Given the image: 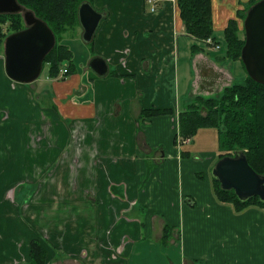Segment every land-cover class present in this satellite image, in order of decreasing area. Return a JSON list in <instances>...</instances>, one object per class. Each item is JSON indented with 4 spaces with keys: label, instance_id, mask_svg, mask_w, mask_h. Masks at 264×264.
I'll use <instances>...</instances> for the list:
<instances>
[{
    "label": "crops",
    "instance_id": "crops-1",
    "mask_svg": "<svg viewBox=\"0 0 264 264\" xmlns=\"http://www.w3.org/2000/svg\"><path fill=\"white\" fill-rule=\"evenodd\" d=\"M128 1L93 0L96 11H104L107 16L99 24L89 52L91 57L100 56L106 60L110 76L97 77L87 65L83 73L76 65L70 76L63 80L58 79L61 75L47 79L50 84L44 83L45 86L38 88V80L30 84L10 80L3 68L4 56L0 55V129L11 118V112L4 113L1 107L2 97L13 100V107L18 108L19 114L16 119L25 122L19 127L15 123L8 124L9 129L0 131V138L4 137L1 145L8 144L0 147V184L5 186L3 198L15 205L11 192L15 181L11 178L17 175V166L22 160L21 167L27 168L26 176H32L36 182L37 191L33 197L38 204L33 205L38 210L34 217L30 216V227L22 226L16 217L15 220L0 219V264L28 262L33 239L39 240L47 249L48 264H207L210 257L212 260L215 257L218 264H230L229 247L239 238L238 229L225 238L223 232H216V242L208 248L204 221L213 219L215 214H224L230 219L264 222V210L259 207H249L234 216L230 205L217 202L211 180L206 177V162L201 176H194L196 168L189 170L186 191L182 188L183 183L181 190L176 191L178 182H174L171 190L174 197L162 203L164 209L147 210L144 219L137 218L141 209L150 203H159L162 190V178H154L156 185L139 178L148 177L150 169H158L162 177H166L162 170L168 163L176 175L183 159L189 161L193 152H199L196 150L202 148L214 153L217 149V134L212 129L198 131L193 140L179 143L182 146L175 145L173 140L178 129L176 115L199 96V91H203L199 86L204 85L201 81L229 72L232 83L245 73L238 62L216 59L222 56L216 52L221 50L220 43L216 49L185 35L175 0H157L159 8L155 12H151L147 0ZM248 2L211 0V21L218 39H222L221 32L228 19L236 18L237 11L243 10ZM237 23L241 29L242 21L237 19ZM81 32L77 27L70 33L72 37L80 38ZM179 40L185 54L181 57L183 69L187 70L181 77L178 74ZM192 45L203 48V52L192 55ZM25 87L31 88L32 92L24 91ZM222 89L211 96L220 95ZM40 93L47 97L46 106L37 101ZM9 94L13 97L8 98ZM20 100L24 116L20 115ZM29 102H33V109L28 113L34 112V124L29 119L31 114L26 113ZM150 107L171 109L175 116L155 117L138 125L136 119L141 109ZM72 145V167L67 161L63 167L62 156ZM70 174L72 179H65ZM59 177L64 185L56 182ZM69 182L70 188H67ZM45 198L54 200L55 209L61 208V218H55V215L54 219L48 218L47 210L39 209ZM201 199L206 204L204 207L199 203ZM64 207L72 209L68 212L70 219H65ZM104 207H108L107 214L99 212ZM116 207L126 215L129 223L122 220L117 226H111V209L117 213ZM77 208L83 210V217L87 213L89 219H78ZM44 213L45 219H42ZM129 213L135 219H130ZM209 224L222 229L225 222L220 224L215 220ZM43 226L47 228L45 234H41L45 231ZM76 229L84 230L88 236L83 246L74 240ZM34 230L44 237L32 238L30 234ZM164 231L168 234L166 242L163 241ZM151 237L153 243L147 242ZM47 246L59 248L68 256L58 259ZM16 250L18 254L25 253L20 260V256H14ZM256 252L249 250L246 253H252L255 260V255L264 258V248Z\"/></svg>",
    "mask_w": 264,
    "mask_h": 264
},
{
    "label": "trees",
    "instance_id": "trees-1",
    "mask_svg": "<svg viewBox=\"0 0 264 264\" xmlns=\"http://www.w3.org/2000/svg\"><path fill=\"white\" fill-rule=\"evenodd\" d=\"M93 0H17L23 8L31 10L33 15L44 21L53 32L56 43L44 59L43 66L47 67V79H56L61 73V64L67 62V72L60 80L70 76L75 71L71 48L61 42L66 33L79 28L78 6L82 2ZM259 0H249L243 10L237 11L236 18L228 19L223 30L222 39L214 34L211 14V0H175L180 22L183 24L185 35L199 43H206L215 47L224 43L223 56L216 59L221 62H238L245 70L241 61V49L245 43L243 27L240 29L237 19L242 23L248 9ZM22 17L19 14L0 15V54L3 51V41L8 33L24 29ZM5 28V29H4ZM207 39L212 42L208 44ZM92 45V42L89 44ZM220 47V46H219ZM197 45L190 46L191 54L203 52ZM241 82L234 81L222 89L220 95L214 97L196 96L193 101L184 106L177 117L178 129L174 135L175 145L185 140H193L202 129H212L217 134V149L208 164L210 172L214 162L224 156H234L241 150L246 154L249 166L257 173L264 175V85L255 83L246 71ZM109 72L108 76H110ZM160 116H175L171 109L143 108L136 121L138 125ZM182 140V141H181ZM182 146V145H179ZM213 194L217 202L230 205L234 212L248 210L249 207H259L264 210V203L257 197L246 201H239L233 191H223L217 180L211 177ZM168 233V230H167ZM164 231L163 241L168 234ZM40 241L33 239L29 247V264H48L47 249Z\"/></svg>",
    "mask_w": 264,
    "mask_h": 264
},
{
    "label": "rangeland",
    "instance_id": "rangeland-1",
    "mask_svg": "<svg viewBox=\"0 0 264 264\" xmlns=\"http://www.w3.org/2000/svg\"><path fill=\"white\" fill-rule=\"evenodd\" d=\"M128 2H130V0ZM155 8L156 9L159 8V7H157V4L155 5ZM26 10H28V9H26ZM19 15L21 16V13ZM22 20H23V17H22ZM23 23H24V21H23ZM24 26H25V24H24ZM10 34H12V33H8V35H10ZM78 38L79 37H77V38L72 37V34L69 31L68 33H66L64 35V38L61 39L62 40L61 42H63L64 44H67L71 48L72 52L74 53V57H73V61L75 62L74 65H77L78 70L84 73L86 64L88 63L90 58H92L91 57L92 54H91V52H89L91 46L85 45L81 41V39L80 38L78 39ZM4 41H5V39H4ZM3 44H4V42H3ZM177 44H178L177 48H179L178 54H180V59L178 60V61H180L178 63V66H179L178 74H179V77H181V76H185V73H187V70L185 68L183 69V62L184 61L181 58L185 55L183 53L182 41L179 40ZM220 44H221L220 46H222L221 50H217L216 52H219V54L223 56V52L225 51V46H224V43L220 42ZM3 54L4 53L2 51V54H0V55H3ZM66 63L67 62H63L61 64V68H65ZM42 67L43 68H42L41 74L36 79V80H38V82H37L38 84H36L38 88H42L43 86H45L44 83L45 84L48 83V80H47V77H48V71L47 70L48 69L46 66H42ZM240 72H242L241 67H240ZM230 79H231L230 73L225 72L224 76L223 75L218 76L215 74L210 79L202 80L201 83H203L204 85L200 84L199 86L201 87V89H203V91L202 90L199 91V95H209L208 97H210L211 95H215V94L219 93L220 92L219 90L222 87L224 88L225 86H227L230 83L229 82ZM238 79L239 80L237 82L242 81L241 76L238 77ZM48 84H50V83H48ZM183 86L184 85H182L181 88H183ZM24 91L32 92V89L25 87ZM39 96H40L39 100L37 99V101L40 103V105L46 106V103H47L46 95L40 93ZM11 97H13V94L8 95V98H11ZM1 101H2L1 107L4 108V113L11 112V118L6 123V126L2 127L0 129V131H4L6 129H9V126H7L8 124H14L15 123L17 125V127H19L25 123L24 120L20 122L18 119H16L19 116V114H18V108L13 107L15 105V103H13V100L5 99L2 97ZM34 101H35V99H34ZM33 102H29V104L27 105L26 113H28V111L33 109V106H32ZM35 103H36V101H35ZM20 106H21L20 115L24 116V109L22 106V101H21ZM39 107H41V106H39ZM28 114H31V118H29V119H30L31 123L34 124L35 120H36L34 117V112H30ZM0 124H2V120L0 121ZM3 139H4V137L1 136L0 141H2ZM183 143H184V141L182 142V144ZM4 145H8V144H4ZM4 145H1V143H0V147H2ZM70 149H74V145L70 146L69 151L64 156H62L61 163H62L63 167L66 166L65 165L66 161L72 167V156H71L72 154L70 152ZM196 151H199V152H196L197 154H195L193 152L192 155L190 156L189 161L185 158L183 159V162L181 163V167H179L176 175L173 174V168H172V165H170L171 163H168V165L166 167H164V169L162 170V172L165 174L166 177H164V176L162 177V173L160 174V170L150 169L148 177L143 176V177L139 178L140 180H146L148 183H151V184L154 183V185L158 184L154 178H156V177L162 178V183L160 184V185H162L161 186L162 190H161V193L159 195L160 196L159 203H157V204H156V202L154 204L150 203L148 206L141 209V211H139V213H138V217H137L138 219H144L143 217L145 216V212L147 210H153L154 212H156L159 208H162V205H163L162 203L165 200L173 199L174 194L171 190H172V187H173L175 181L178 182V187H179L178 190H176V191L179 192V190H181V186H180L181 183H183V187H182L183 190L186 191L187 184L189 183V177H188L189 176L188 175L189 170H191L192 168H196V174L194 176H197V177L201 176V172L205 171V169L203 167V163L206 162V164H209V162L212 160L211 157H214V153L212 151L211 152L204 151L202 148H201V150H196ZM195 158H197V160H195ZM22 162L23 161L20 160V164L17 166L16 171H17L18 176L16 175V176H13L11 178L12 181H15L12 184L13 186H12V191H11L13 194L12 195L13 198H15V200H16L15 205L10 204L8 201H6L5 198H3V189L5 186L0 184V219L1 220L2 219H14L15 220V217H16V219H19L21 221L20 223L22 226L25 224L27 227H30L31 223L29 222V219H32L31 217H34L37 213L36 211L38 210L37 208L33 207V205L38 206V204H35V199L33 197V195H35V193L37 191V187H36V182L33 180L32 176H31V178H30V176H29V178L26 176L27 175V171H26L27 168L24 169L21 167ZM14 164H16V161H14ZM28 164H29V160H27V165ZM144 164H145V161L143 162V165ZM210 175H211L210 172L208 171V169H206V177H208V181H210V179H211ZM68 176H65V179H66V177L72 179L71 174ZM61 178L62 177H59V179L56 181L60 186H61V184L64 185V182L61 181ZM67 188H70V182H69V186ZM65 189H66V187H65ZM48 198H50V196L47 197V199ZM47 199L45 198L43 200L44 201L43 203L40 202L39 209L43 210V211L47 210L45 213H46V216L48 215L47 216L48 218L54 219V215H55V218H61L59 216V214L62 212L61 208H59L58 210L55 209L54 208L55 206L53 203L54 200L52 199L51 201H48ZM202 202H203V199H201V201L199 203H201V205L204 207V205H206V204L202 203ZM41 205L45 208L41 209L42 208ZM27 208H28V210H26ZM116 208L118 209L117 213H115V209H113V208L111 209L112 210L111 211L112 218H110V219H112L111 226L112 227L117 226L118 222L120 223V221H122V220L126 223H129V219H125V218H127L126 215L121 214V209H119V207H116ZM77 209H78V212H77L78 219H89L87 217V215H88L87 213H86V216L83 217L84 216L83 210H80L79 208H77ZM162 209H164V208H162ZM71 210L72 209L69 207H66V208L64 207L65 214L67 215V218H65V219H70L68 212H70ZM101 211H103V212H105V214H107L108 207L100 208L99 212H101ZM27 212H28L29 216H27L28 215ZM209 212H210V210H209ZM45 213H44L42 219H45ZM233 213L235 216V215L241 214L242 212H236V211L234 212V210H233ZM128 215H129L130 219H135V218H133L134 217L133 214L129 213ZM212 217H213V219H210V220L206 219V221H204V225H203V227H204L203 232H205L207 234L206 247L211 248V246L209 244H211V243L215 244L216 241H214V240H216V239L214 237V234L216 232H223V236L225 238L229 233L237 232V229H238L239 238L236 240L234 239V241L232 242V245L230 247H229V243L227 244L229 249H230L229 256H228V258L230 259L229 263L230 264H259V263L264 264V258L263 257L255 255V258H256V260H255V259H253L252 253L249 255L246 253L249 250H254V252L257 253L256 251H258V249L262 250L264 248V245H263L264 239H262V240L260 239L261 237H264V222H262L258 219H230V217H228L224 214H222V215H219V214L216 215L215 214ZM214 217H216L218 219H214ZM24 219H26V220H24ZM202 220H205V219H202ZM215 220L219 221L220 224L222 221L225 222V225L222 226V229H220V228L215 229L214 228L215 226L209 224V221L215 222ZM33 221H35V220L34 219L32 220V223L34 224ZM34 226L36 228V223L34 224ZM34 226L32 229H34ZM140 227H141V225H140ZM42 228H44L45 231H43V233L41 231V234H45V232L47 231L46 230L47 228L45 226H43ZM41 234L34 230L33 232H31L30 236H32V238L33 237L34 238L44 237ZM61 234H63V233H61ZM74 234H75L74 240H76V243H78V244L81 243V246H83L85 243V240L88 238L85 231L84 230L81 231V229L80 230L76 229ZM186 236H187V234H186ZM98 237H100V235H98ZM30 238L27 239V241H29ZM68 241H69V239H67V242ZM149 241H151L153 243L152 237L147 240V242H149ZM43 242H45V241H43ZM58 245L60 246V242L58 243ZM202 247H205V246L203 245ZM214 247H215V245H213L212 248H214ZM46 248H48L50 253L54 252V255L56 254L58 256V259H63L66 256H68L67 253H62V251H60L59 248L52 249L51 246H47ZM24 251L26 252V249ZM23 252H22V254H25ZM15 253H16V255H14V256L15 257L20 256V258L18 257V259L20 260L22 254L21 253L18 254L17 250L15 251ZM225 257H226V255H225ZM214 260H215V257H213V260L210 257L207 264H218V262L214 261ZM19 262H20V264H29L28 262H26V263L23 261H19Z\"/></svg>",
    "mask_w": 264,
    "mask_h": 264
},
{
    "label": "water",
    "instance_id": "water-1",
    "mask_svg": "<svg viewBox=\"0 0 264 264\" xmlns=\"http://www.w3.org/2000/svg\"><path fill=\"white\" fill-rule=\"evenodd\" d=\"M26 27L5 38L3 44L5 72L12 81L23 84L34 82L41 74L45 57L55 46L56 40L48 25L23 8L17 0H0L1 14H20ZM80 39L89 45L107 13L96 11L89 2L78 6ZM245 43L241 61L255 83L264 85V0L252 5L243 21ZM106 60L93 56L87 67L100 78L109 73ZM246 154L239 150L234 156H224L214 162L210 176L217 180L221 190L233 191L239 201L257 197L264 203V175L257 174L246 162Z\"/></svg>",
    "mask_w": 264,
    "mask_h": 264
},
{
    "label": "built area",
    "instance_id": "built-area-1",
    "mask_svg": "<svg viewBox=\"0 0 264 264\" xmlns=\"http://www.w3.org/2000/svg\"><path fill=\"white\" fill-rule=\"evenodd\" d=\"M147 2L151 5V8H150V10H151V12H155L156 10V8H155V5L157 4V0H147ZM212 42V40L211 39H207V43H211ZM214 47V46H213ZM215 48L217 49L218 48V46L217 45H215ZM63 73H66L67 72V70L66 69H63V71H62Z\"/></svg>",
    "mask_w": 264,
    "mask_h": 264
}]
</instances>
